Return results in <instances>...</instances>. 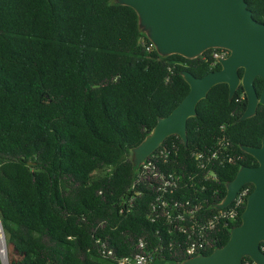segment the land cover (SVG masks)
Returning a JSON list of instances; mask_svg holds the SVG:
<instances>
[{
  "label": "trees",
  "instance_id": "obj_1",
  "mask_svg": "<svg viewBox=\"0 0 264 264\" xmlns=\"http://www.w3.org/2000/svg\"><path fill=\"white\" fill-rule=\"evenodd\" d=\"M245 1L264 22V0ZM211 51L159 55L136 12L113 0H0V222L8 264H111L97 238L118 255L132 254L143 239L155 264L188 257L183 235L168 233L163 219L150 221V186L138 185L130 213L119 207L135 177L131 149L187 94L181 70L200 77L220 68ZM263 85L256 77L258 95ZM246 103L241 85L231 100L226 83L212 86L187 119L186 145L171 134L155 150L166 147L163 168L185 179L197 169L192 153L214 149L219 137L242 156L214 166L216 179L198 192L206 215L217 211L239 165H257L240 145H260L264 105L238 121ZM244 206L213 231L216 241L203 254L227 242Z\"/></svg>",
  "mask_w": 264,
  "mask_h": 264
},
{
  "label": "water",
  "instance_id": "obj_2",
  "mask_svg": "<svg viewBox=\"0 0 264 264\" xmlns=\"http://www.w3.org/2000/svg\"><path fill=\"white\" fill-rule=\"evenodd\" d=\"M127 5L137 14L138 26L161 56L178 54L188 59L200 56L210 48H224L228 55L218 59L220 68L203 76L186 69L180 71L189 85L187 94L169 114L159 117L151 131L131 149V161L137 167L171 135L187 143L186 125L196 115L197 103L218 83L228 86L231 100L239 85L247 103L238 121L256 113L264 105V85L258 95L254 80H264V22L253 18L245 0H113ZM239 69H242L241 75ZM257 161L255 166L239 165L233 179L225 183L226 193L216 209L231 203L239 189L251 183L240 223L229 229V238L209 254L188 256L178 264H242L250 257L264 264L260 243L264 242V137L258 146L240 145ZM1 225V222H0ZM2 228V225H1ZM3 230V229H2ZM2 264H8L0 254Z\"/></svg>",
  "mask_w": 264,
  "mask_h": 264
},
{
  "label": "built area",
  "instance_id": "obj_3",
  "mask_svg": "<svg viewBox=\"0 0 264 264\" xmlns=\"http://www.w3.org/2000/svg\"><path fill=\"white\" fill-rule=\"evenodd\" d=\"M224 48H212L211 65L214 66L218 59L228 55ZM166 147L152 152L136 169L135 177L129 193L120 202L119 213L127 215L131 212L134 201L141 193L138 185H148L154 190L153 200L150 202V221L163 219L168 233H177L185 237L184 253L187 256L203 254L202 252L211 245L213 231L219 226H228L239 216L240 208L245 205L250 193L249 187L242 186L231 203L216 212L206 215L202 210L198 192L205 189V181L216 179L214 166L224 163H236L242 156L229 147L225 137H219L217 146L206 152H193L192 157L196 162V170L188 174L185 179L181 172L163 168L169 163V154ZM176 154V150H173ZM186 187L192 193L184 196L182 191ZM97 251L102 258L108 259L111 264H155V251L147 249V243L139 239L135 244L132 254L118 255L114 247L107 245L105 240H95ZM213 243V242H212ZM264 253V245H260ZM242 264H256L250 257H243Z\"/></svg>",
  "mask_w": 264,
  "mask_h": 264
},
{
  "label": "bare ground",
  "instance_id": "obj_4",
  "mask_svg": "<svg viewBox=\"0 0 264 264\" xmlns=\"http://www.w3.org/2000/svg\"><path fill=\"white\" fill-rule=\"evenodd\" d=\"M0 254H1L3 260L5 261V258H6V239H5L4 232L1 228V225H0Z\"/></svg>",
  "mask_w": 264,
  "mask_h": 264
},
{
  "label": "rangeland",
  "instance_id": "obj_5",
  "mask_svg": "<svg viewBox=\"0 0 264 264\" xmlns=\"http://www.w3.org/2000/svg\"><path fill=\"white\" fill-rule=\"evenodd\" d=\"M5 235V234H4ZM5 239H6V237H5Z\"/></svg>",
  "mask_w": 264,
  "mask_h": 264
}]
</instances>
